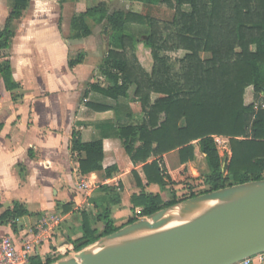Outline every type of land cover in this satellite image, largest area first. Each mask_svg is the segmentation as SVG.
I'll return each mask as SVG.
<instances>
[{
  "label": "trees",
  "instance_id": "1",
  "mask_svg": "<svg viewBox=\"0 0 264 264\" xmlns=\"http://www.w3.org/2000/svg\"><path fill=\"white\" fill-rule=\"evenodd\" d=\"M128 1L141 3L147 11L166 10L170 16L158 18L123 9L109 12L100 2L75 14L70 25L78 39L91 34L88 18L105 20L111 49L99 70L109 84L98 91L117 100L128 97L133 86V100L140 103L141 121L119 129L122 144L131 161L141 164L143 179L135 172L137 185L157 184L169 197L164 200L159 193L141 191L131 197L132 205L142 207L141 215H150L198 194L263 179L264 107L246 104L244 93L251 86L256 97H264V0ZM27 2L12 0L6 25L0 31V52L9 47L11 22L20 18ZM132 24L145 27L146 32L135 36L127 30ZM138 43L150 52V72L136 56ZM179 51L181 55L173 56ZM81 60L82 55H77L69 65ZM0 80L4 92L16 88L5 54L0 55ZM215 136L228 138L231 156L224 167ZM195 143L207 166L200 177L188 168L195 158ZM71 150L84 153L79 160L80 173L103 169L101 140L83 142L74 131ZM172 151H177L179 159L174 169L164 161ZM197 179L206 189L177 197L175 186ZM24 214L21 205L13 204L0 215V222L15 226L14 221ZM136 219L130 218L127 224ZM103 220L102 232L96 233L87 215L83 216L82 237L73 244L75 252L120 228L113 225L108 211ZM50 262L30 258V264Z\"/></svg>",
  "mask_w": 264,
  "mask_h": 264
},
{
  "label": "crops",
  "instance_id": "2",
  "mask_svg": "<svg viewBox=\"0 0 264 264\" xmlns=\"http://www.w3.org/2000/svg\"><path fill=\"white\" fill-rule=\"evenodd\" d=\"M93 1L28 0L20 18L11 22L9 47L0 52L7 56L16 84L14 90L4 92L0 80V215L13 204L26 210L14 221L15 226L0 222V237L9 235L20 243L31 235L29 229L41 216L58 213L61 222L51 238L35 245L32 256L41 261L49 259L50 263L75 253L73 244L82 237L85 214L100 233L106 211L113 225L122 227L130 218H137L138 209L142 210L132 205L133 195L145 191L163 198L167 192L154 183L137 185L135 172L143 179L141 164L131 161L122 144L119 129L136 125L143 117L140 103L132 97L134 87L128 97L117 100L98 91L109 84L99 70L111 49L105 20L88 18L91 34L73 37L70 24L75 14L100 2L109 12L123 9L110 8L112 0H98L92 5ZM119 2L127 6L125 11L140 12L133 8L143 6L128 0ZM11 5L12 0H0V31ZM136 27L132 24L127 30L138 36ZM77 55H82L81 62L70 66L69 61ZM74 131L80 133L83 142L102 141V170L80 173L79 160L84 153L71 150ZM164 161L170 169L178 167L177 151L167 153ZM106 168L111 169L106 172ZM80 180L89 185L87 193L78 187Z\"/></svg>",
  "mask_w": 264,
  "mask_h": 264
},
{
  "label": "water",
  "instance_id": "3",
  "mask_svg": "<svg viewBox=\"0 0 264 264\" xmlns=\"http://www.w3.org/2000/svg\"><path fill=\"white\" fill-rule=\"evenodd\" d=\"M169 212L168 231L149 242L126 241L153 231ZM263 251L264 178L183 199L50 264H234Z\"/></svg>",
  "mask_w": 264,
  "mask_h": 264
},
{
  "label": "rangeland",
  "instance_id": "4",
  "mask_svg": "<svg viewBox=\"0 0 264 264\" xmlns=\"http://www.w3.org/2000/svg\"><path fill=\"white\" fill-rule=\"evenodd\" d=\"M97 3H98V0H94L92 5H95ZM109 7L112 9L118 8V7H121L123 9L127 8V6L124 4H121L119 2V0H112V2L109 3ZM133 9L135 11H140V12H144V13L148 12V13H150L153 16H156L158 18H168L170 16V13H168L166 10L162 11V10L150 9L149 11H147L144 6H139V5L137 6V8H133ZM134 32H135V34H137L139 36L142 33H145L146 30L144 27L138 26V27H136V30H134ZM139 47L140 48H139V53H138V59H140V62L144 64L145 68H147L148 70H151L152 65H151V56L149 54L150 53L149 50L147 48L143 47L141 44ZM181 54H182V52L179 51L177 53H174L173 56H179ZM244 102L246 104L255 103L256 107H258L259 105H262L264 107V97L262 95H260L259 97H256L253 94V90H252L251 86L246 88V90H245ZM214 139L217 142V147H218L219 153L221 155V158L223 159L222 166L224 167L228 163L230 156H231L228 138L221 137V136H215ZM194 146H195V158L193 161H190L188 163V168L194 175H196L197 177H200L202 175V173H204L207 170V166H206L205 157L200 152L198 144L195 143ZM263 176H264V171H263ZM204 189H206V187L202 183L201 179H197V180H189L185 184H181V185L176 186L175 191H176L177 197L182 198L185 196H189L190 194H197V193L203 191ZM167 196H169V194L167 192L163 194L164 199H166Z\"/></svg>",
  "mask_w": 264,
  "mask_h": 264
},
{
  "label": "built area",
  "instance_id": "5",
  "mask_svg": "<svg viewBox=\"0 0 264 264\" xmlns=\"http://www.w3.org/2000/svg\"><path fill=\"white\" fill-rule=\"evenodd\" d=\"M216 141V140H215ZM78 187L88 192L89 185L80 180ZM136 217L140 218L141 210L136 211ZM62 218L58 213H48L41 216L37 223L32 226L30 236L16 243L12 237L5 235L0 237V264H30V258L33 256L35 245L41 244L52 236L54 228L61 222ZM60 253H64L57 250ZM234 264H264V251L244 258Z\"/></svg>",
  "mask_w": 264,
  "mask_h": 264
},
{
  "label": "bare ground",
  "instance_id": "6",
  "mask_svg": "<svg viewBox=\"0 0 264 264\" xmlns=\"http://www.w3.org/2000/svg\"><path fill=\"white\" fill-rule=\"evenodd\" d=\"M174 225L172 212L163 215L160 223L151 232H137L129 236L126 241L130 243L149 242L157 237V235L168 231Z\"/></svg>",
  "mask_w": 264,
  "mask_h": 264
}]
</instances>
